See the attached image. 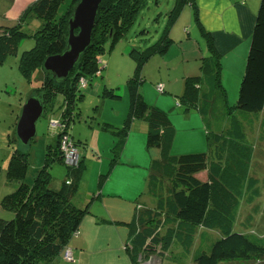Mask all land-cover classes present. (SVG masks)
<instances>
[{
  "label": "trees",
  "instance_id": "16d2710c",
  "mask_svg": "<svg viewBox=\"0 0 264 264\" xmlns=\"http://www.w3.org/2000/svg\"><path fill=\"white\" fill-rule=\"evenodd\" d=\"M77 2L32 0L17 12L16 22L0 30V60L15 54L25 38L33 40L31 48L21 54L22 71L40 70V85L35 93L42 96L49 128L58 130L55 149L46 155L32 184L26 182L28 154L10 148L0 178V184H4L0 189V211L10 212H0V264H53L57 256L64 260V253L72 251L70 243L89 208L72 199L85 167L78 149L75 165L64 163L62 138L73 140L67 130L77 118L76 103L93 79L103 76L105 54L113 52L149 3L160 4L159 0H103L89 47L68 78L56 83L42 64L46 57L64 50L67 20ZM186 7L191 13L190 24L184 31H177L175 27ZM32 19L38 26L29 35L24 26ZM154 21L164 22L158 38H142L139 46L127 48L135 71L126 84L127 113L122 125L102 121L98 129L111 142L104 143V149L101 144L92 150L99 163H105L99 150L111 156L105 163V173L100 172L102 182L119 164L133 122L146 123L144 145L153 153L144 193L148 202L138 203L125 223L123 249L128 264H264V0L259 2L234 106L227 104L221 56L212 34L202 25L196 0H174L172 8L161 11ZM191 21L204 38L207 56L199 59L196 74L185 76L180 100L173 103L171 110L176 108L182 115L198 112L205 121L204 140L199 139L195 148L190 147L197 143L194 140L177 147L180 137L170 109L150 102L142 90L143 86L150 87L142 78L145 65L157 56H166L177 37L190 39ZM146 33L142 29L140 35ZM155 90L166 93L162 83H157ZM101 96L120 103L123 99L107 85ZM160 97L162 105L171 101ZM56 110H60L58 118L52 117ZM210 119L215 121L216 132L211 129ZM55 162L67 170L57 188L51 186L52 176L47 171Z\"/></svg>",
  "mask_w": 264,
  "mask_h": 264
},
{
  "label": "rangeland",
  "instance_id": "374dc122",
  "mask_svg": "<svg viewBox=\"0 0 264 264\" xmlns=\"http://www.w3.org/2000/svg\"><path fill=\"white\" fill-rule=\"evenodd\" d=\"M6 1L10 2L8 0H0V12L2 10V5L6 3ZM68 1L69 0H67V2ZM159 1L160 4L158 6L154 5L153 2L149 3V6L140 13L131 30L126 34L125 38L119 42V45L113 52L105 54V62H107V65L102 70L103 76L101 78H94L90 86L83 91L84 97L76 103V111L78 112V115L76 114L77 118L75 117L76 119L69 124L67 130V133L73 137L74 141H71L72 145L70 147L66 146L63 149L64 163L68 157V165H75V158L80 151L79 158L82 160V167H85L81 178L82 181H80L77 188L78 197L81 198L80 201H78V205L81 207L88 205L89 208V214L86 215L82 225L88 221L97 223L96 227L101 229L100 231L105 239V241H103L100 238L98 242H96L97 245L93 244L95 241L90 244V239L87 240L90 251L84 249L86 251L84 253L85 264H123L124 261L125 264H128L126 261L127 256L123 249V243L127 232V225L125 223L131 219L137 204H143L145 202L146 198H144V193L146 191V178L152 152L151 149L147 151L145 145L142 147L140 145H135L132 148L133 154L131 155V145L129 144L120 155L117 171L109 174L106 179L104 176H101V178H103L102 180L105 179L101 182L99 181V171L102 167L98 161L97 154L93 153L92 150L93 146H98L100 148L101 144L102 149H104V141L108 138L106 134L94 128L100 129L99 124L102 123L103 116L110 113L111 115L113 114L111 105L120 103V101L105 100V98L101 96L104 85L116 89L118 94L122 96L123 87L121 86L126 85L128 78L134 75L135 64L128 56L127 48H129L130 45L139 46L142 38H147L152 41L158 38L164 22L160 21L161 23L158 24L154 19L161 11H169L174 3V0ZM62 9H64V7H62ZM187 9H189V7H186V10L183 11V14L180 16V23L175 27L177 31L183 30L185 26L190 24L188 21L190 20V14ZM16 19L15 15L7 16L5 19L1 16L0 30L3 26L16 22ZM37 26L38 22L36 19L26 22L24 26L25 33L29 35L32 34ZM190 26L192 30L191 39L187 40L182 34V38L177 37L178 39L175 40L177 45L172 46L170 51L167 52L166 59H164V61H166L165 64L162 63V57L157 56L145 65L142 72L144 84L150 86L147 90L150 102L155 104L160 96L161 99L164 96L171 98V101H166L164 106L170 109L169 112L172 113L173 125L179 133L180 138L177 147H182L187 141L194 140L197 142L199 139H203V137H205L203 127L205 121L202 120L203 118L201 119L198 112L182 115L176 108L171 110L174 105L173 103L176 100H180L179 97L182 94V88L174 97L175 94L167 88L165 94H159L155 90V85H157L159 81H164L163 83L168 85V83H172L175 79H180L183 68L186 65V71H190L193 69L194 62H197L198 66L199 59L203 56H207L204 38L200 36L193 21H191ZM142 29L147 31L144 36L140 35ZM181 39H183V41H179ZM187 43H191V46L187 47ZM32 44L33 40L27 37L20 43L15 54L7 55L0 60V178L1 175L2 177L4 175V166L9 156L10 148L13 146L28 154L29 166L26 182L29 184L34 182L38 171L43 168L46 155L48 157V154L54 151L58 131L49 128V119L46 113L37 122L36 135L28 145H23L16 135V123L20 116L22 106L27 98L36 95L35 91L40 85V70L33 68L30 69L28 73H24L20 63L22 52L29 50ZM195 45L196 49L193 50ZM123 48L125 49L123 50ZM182 53H184L185 58H189L191 62L182 61L180 59ZM194 56H197L196 60L193 59L195 58ZM161 64H163V66H161ZM238 93L239 86L234 93H228L227 104L229 106H234L238 98ZM59 114L60 110H56L52 117L58 118ZM234 115L237 116V114ZM210 122L212 124V131L216 132L215 121L210 119ZM200 124H202V127L199 126ZM77 149L79 151H77ZM71 153H73V155ZM106 154V150H99L100 158L102 157L105 163H108L111 156H107ZM261 164L264 166V159ZM47 171L52 176V187L57 188L66 178L67 170L63 164L56 162L51 163ZM102 173H105V171L103 170ZM3 185L2 183L0 184V189H2ZM81 189H85L86 192H81ZM92 191L94 193H91ZM88 194H93L94 199L91 200L92 197H89V199L85 200ZM99 195L100 197L96 199ZM111 195H119L120 197L117 198L118 200H116V202L111 203L110 200L115 199L112 198ZM78 197L73 196L72 199L77 202ZM101 197L102 199H100ZM262 201H264V197ZM0 212L6 213L7 215L10 213L8 211ZM4 218H7V216ZM85 227L91 233V236H93L92 225L86 224ZM83 229L85 228L83 227ZM123 232V243H120V249H113L116 248V242L120 240V234ZM94 236H97V232H94ZM109 243L112 245H107ZM108 246H110L109 248H111V250H108ZM59 262L62 264V261L59 260ZM69 263L71 264L74 262Z\"/></svg>",
  "mask_w": 264,
  "mask_h": 264
},
{
  "label": "crops",
  "instance_id": "0c3cea01",
  "mask_svg": "<svg viewBox=\"0 0 264 264\" xmlns=\"http://www.w3.org/2000/svg\"><path fill=\"white\" fill-rule=\"evenodd\" d=\"M8 1L10 2L6 1V3L2 5V10L0 12V17L2 16V18L4 17V19L7 18V16H12V15H15V17H17V14L20 12L21 7H23L32 0H8ZM259 2L260 0H196V3L199 7V13H200V19L202 25L207 32L212 34L215 42V48L218 54L221 56V81L227 94L234 93L239 86V81L242 76V72L244 68V61L246 57L247 47L250 40V36L253 31L255 17L259 7ZM189 14L191 15L190 11ZM179 41H183V39ZM174 45H177L176 42ZM190 46L191 43H187V47ZM195 49H196V45L195 47H193V50ZM194 57L195 58L193 59L196 60L197 56ZM164 59H166V56L162 57L161 59L163 60L162 62L163 64H165L166 62L164 61ZM180 59L182 61L191 62L189 61L190 60L189 58H185L184 53L181 54ZM163 64H161V66H163ZM186 66L183 68V73H181L180 76L181 78L179 77L180 79H175L174 81H172V83H168V85L164 84L163 83L164 81H159L157 83H162L165 88L169 89L170 91L173 92V94L177 95L178 91L181 88L183 89L182 82L184 81L185 76H190L198 72L197 62L193 63V69H191L190 71L189 70L186 71L187 70ZM121 87H123L122 102L116 105H111V108L113 109L112 115L110 113L107 114L106 116H103V121L111 122L117 127L122 125L124 117L127 113V99H128L127 88L126 85ZM148 88L149 87L147 86L145 87L143 86L142 90L144 94H147ZM155 105L159 106L162 109L168 108L162 105V101L159 100L155 103ZM94 129L99 131L98 128H94ZM145 134H146V123L142 120L134 121L130 128L129 136L125 144V149L129 144L131 145V155L133 154L132 148L135 145H140L141 147L144 145ZM107 138L108 139H106V141L104 142L110 143L111 138L108 136ZM198 142L192 143L190 147L191 148L197 147V145L199 144ZM100 164L102 168L99 172H102L104 169L107 168V165L104 162H100ZM118 166L119 164L112 168V173H115L117 171ZM12 188L14 187L12 186ZM81 192L84 193L86 192V190L81 189ZM91 193L94 192L92 191ZM91 195L88 194L85 200L89 199V197H92V199L91 198L90 199L93 200L94 199L93 194ZM73 196L78 197V191L74 193L72 197ZM99 197L100 195L96 199H98ZM111 197L115 198L110 200V202L112 203V202H116V200H118L117 198L120 196L111 195ZM80 199L81 198L78 197V200L76 202L77 205ZM100 199H102V197ZM145 201L148 202L147 199H145ZM90 222L88 221L87 223H83V225L82 224L80 225L81 227H79L74 239L70 243L74 257V263L71 264H76V263L85 264L84 253L86 251L84 249H88V251H90V248L88 247L89 244H87L88 239H90L89 241L90 244L95 241V243H93L95 245H97L96 242H98L100 238L101 240L105 241L104 236L100 231L101 229L96 227L97 223L94 222L90 223ZM86 224L92 225L93 236H91V233L85 227ZM82 226L85 229H83ZM94 232H97V236H94ZM123 237H124V232L120 234V240L116 242L115 245L116 248L113 249L116 250L120 249V243L121 242L123 243ZM107 245H112V244L109 243ZM109 247L110 246H108V250H111V248ZM59 260L62 261V264H70L69 262L63 260L62 256H58L57 258H55L53 264L56 263L60 264ZM126 261L128 262L127 258ZM123 264H125V261L123 262Z\"/></svg>",
  "mask_w": 264,
  "mask_h": 264
},
{
  "label": "water",
  "instance_id": "95a60500",
  "mask_svg": "<svg viewBox=\"0 0 264 264\" xmlns=\"http://www.w3.org/2000/svg\"><path fill=\"white\" fill-rule=\"evenodd\" d=\"M103 0H78L67 20V38L60 54L46 57L42 68L56 83H63L90 45L92 30ZM44 115L42 96H30L24 102L16 123V135L28 145L36 135V124Z\"/></svg>",
  "mask_w": 264,
  "mask_h": 264
},
{
  "label": "built area",
  "instance_id": "2783aa9c",
  "mask_svg": "<svg viewBox=\"0 0 264 264\" xmlns=\"http://www.w3.org/2000/svg\"><path fill=\"white\" fill-rule=\"evenodd\" d=\"M52 126H55V123H51ZM71 141L67 136H64L62 138V143H61V149L63 150L66 146L70 147L72 144H71ZM65 151V150H64ZM71 151V150H70ZM73 155V153H71ZM67 160H68V157H67ZM66 160V163L68 164V161ZM78 160V154H77V157L75 158V161L77 162ZM75 162V163H76ZM64 260L66 261H69V262H74V257H73V253L72 251L70 250H67L65 253H64Z\"/></svg>",
  "mask_w": 264,
  "mask_h": 264
}]
</instances>
